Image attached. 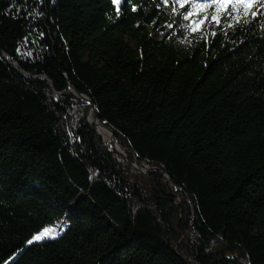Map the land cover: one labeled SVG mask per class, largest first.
Listing matches in <instances>:
<instances>
[{
  "label": "trees",
  "instance_id": "1",
  "mask_svg": "<svg viewBox=\"0 0 264 264\" xmlns=\"http://www.w3.org/2000/svg\"><path fill=\"white\" fill-rule=\"evenodd\" d=\"M205 2L0 0V264H264V16Z\"/></svg>",
  "mask_w": 264,
  "mask_h": 264
},
{
  "label": "snow or ice",
  "instance_id": "2",
  "mask_svg": "<svg viewBox=\"0 0 264 264\" xmlns=\"http://www.w3.org/2000/svg\"><path fill=\"white\" fill-rule=\"evenodd\" d=\"M176 3H178L181 7H183L186 3L191 4L193 3V0H175ZM113 3L119 4L120 0H113ZM226 4H232V12H227L225 9V13L228 17H231L232 20H234L236 23L240 22V13L238 11L237 5L246 6V5H252V4H258L259 7L256 9V11L251 12V15L253 18H256L257 13H260L261 16H264V12H260V8H264V0H206L205 3L199 4V5H193L194 7H199L201 9H206L209 7H216V11L212 15V20L216 21L217 24L220 23L218 19V14L220 11L221 6ZM250 9L248 7H244L243 15H248V12ZM233 12L237 13L236 15H233ZM180 15L184 16V18H187L189 15V12H183L180 13ZM244 24L250 23L249 20H244ZM225 25L227 27H232V24L229 23L227 20L225 21ZM215 35V33H213ZM62 231V229H61ZM60 233L55 231L53 228L45 227L42 229L39 233L34 234L33 237L27 241L29 245H31L33 242H40L44 239H55Z\"/></svg>",
  "mask_w": 264,
  "mask_h": 264
},
{
  "label": "rangeland",
  "instance_id": "3",
  "mask_svg": "<svg viewBox=\"0 0 264 264\" xmlns=\"http://www.w3.org/2000/svg\"><path fill=\"white\" fill-rule=\"evenodd\" d=\"M189 25H188V29L190 31L191 37H197L199 35H201L207 28H209L212 25V21L207 20V19H202L200 20L199 18H191L189 17ZM179 46L182 48H187V45L183 44V43H179ZM106 138V137H105ZM110 138V137H109ZM123 151V150H122ZM137 169L140 170L142 173H145L147 171L148 166L146 165H138L135 164ZM63 225V227H66L67 223H61Z\"/></svg>",
  "mask_w": 264,
  "mask_h": 264
},
{
  "label": "water",
  "instance_id": "4",
  "mask_svg": "<svg viewBox=\"0 0 264 264\" xmlns=\"http://www.w3.org/2000/svg\"><path fill=\"white\" fill-rule=\"evenodd\" d=\"M13 65L16 66V67L18 68V65H17L16 63H13ZM89 121H90L91 123L96 124V126H98L97 121H96L95 118H93V120H92V119H89ZM107 130L110 132V135H111V141H112V142H115V137H114L112 131H111L109 128H107ZM114 148H115V150H116L118 153H120L121 155H123L124 157H126L125 152L121 150V148L119 147V145H118L117 143H115V147H114ZM133 166L137 169L135 163L133 164ZM140 172H141V171H140ZM142 172H143V171H142ZM63 230H64V227H63ZM63 230H62V231H63ZM61 234H62V232H61L59 235H61ZM59 235H58V236H59ZM58 236H57V237H58ZM57 237H56V238H57ZM45 240H49V239L46 238V239H44V240H42V241H40V242H43V241H45ZM40 242H33L32 244L40 243ZM27 246H29V244H27L26 247H27ZM20 252H22V251H20ZM20 252H19V253H20ZM15 258H16V256H15L11 261H13ZM11 261H9V262L6 263V264H9Z\"/></svg>",
  "mask_w": 264,
  "mask_h": 264
},
{
  "label": "bare ground",
  "instance_id": "5",
  "mask_svg": "<svg viewBox=\"0 0 264 264\" xmlns=\"http://www.w3.org/2000/svg\"><path fill=\"white\" fill-rule=\"evenodd\" d=\"M90 119L93 120V117L90 116ZM97 124H98V126H97L98 130H99V131H102V132H104L106 135H108V136L110 137V140H111V135H110V132L107 130V128H106V127H103V126H102L101 124H99V123H97ZM51 228H53L55 231L61 233V232H62L61 229L63 230V225L60 224V225H58V226H54V227H51Z\"/></svg>",
  "mask_w": 264,
  "mask_h": 264
}]
</instances>
